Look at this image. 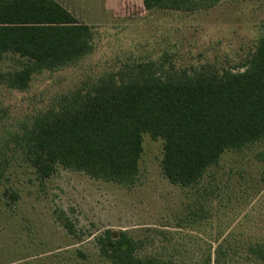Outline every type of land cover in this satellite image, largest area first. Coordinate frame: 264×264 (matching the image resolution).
Wrapping results in <instances>:
<instances>
[{
  "label": "rangeland",
  "instance_id": "obj_1",
  "mask_svg": "<svg viewBox=\"0 0 264 264\" xmlns=\"http://www.w3.org/2000/svg\"><path fill=\"white\" fill-rule=\"evenodd\" d=\"M57 1L94 27L95 47L74 64L35 74L26 90L0 85V264H112L97 243L106 229L125 230L143 242V254L172 255L179 264H205L208 258L210 264H264L247 249L248 236L230 238L238 216L218 215L224 226L214 218L205 226L178 225L188 215L193 218L198 204L189 206L193 191L164 175L162 138L144 134L140 173L130 186L61 166L41 180L12 139L35 115L55 107L59 95L108 73L117 83L127 81V74L135 75L149 61L178 71L206 63L237 69L262 33L264 0H222L195 12L146 9L143 0ZM21 60L17 54L0 55V72L20 69ZM262 148L264 142L241 156L226 152L210 172L218 173L232 194L264 192L257 170L264 166L254 158ZM218 224L228 227L225 235Z\"/></svg>",
  "mask_w": 264,
  "mask_h": 264
},
{
  "label": "trees",
  "instance_id": "obj_2",
  "mask_svg": "<svg viewBox=\"0 0 264 264\" xmlns=\"http://www.w3.org/2000/svg\"><path fill=\"white\" fill-rule=\"evenodd\" d=\"M221 1L143 0L146 9L184 12L209 10ZM95 35L93 26L57 0H0V55L25 59L20 69L0 72V85L28 89L35 74L69 66L91 53ZM135 73L120 83L108 73L59 95L55 107L35 115L22 132L12 135L13 148L41 180L61 166L130 186L140 173L144 134L162 138L164 175L193 191L189 206L198 204L193 218L188 215L178 225L205 226L213 218L220 221V214L238 216L230 238L248 236L247 249L264 261L263 190L232 194L218 173L210 172L226 152L241 156L264 142V25L237 69L206 63L178 71L167 69L165 62L149 61ZM254 158L264 166V148L255 151ZM262 169L257 170L264 186ZM63 224L74 233L69 221ZM223 226L218 224V229L225 235L228 227ZM97 243L100 255L112 264H179L172 255L143 254V242L125 230L106 229Z\"/></svg>",
  "mask_w": 264,
  "mask_h": 264
}]
</instances>
